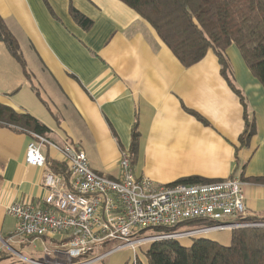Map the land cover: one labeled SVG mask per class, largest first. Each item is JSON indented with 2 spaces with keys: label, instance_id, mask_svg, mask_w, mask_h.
Masks as SVG:
<instances>
[{
  "label": "crops",
  "instance_id": "crops-1",
  "mask_svg": "<svg viewBox=\"0 0 264 264\" xmlns=\"http://www.w3.org/2000/svg\"><path fill=\"white\" fill-rule=\"evenodd\" d=\"M72 9L91 26L80 27ZM0 18L22 58L16 61L0 43V105L39 121L51 143L83 151L95 174L117 179L120 150H129L134 129L133 172L156 185L192 176L212 182L264 177V89L234 46L225 52L227 79L239 96L212 51L182 67L150 25L117 0H0ZM244 115L255 134L238 149ZM30 140L26 132L0 126L5 251L20 242L7 206H41L47 197L41 186L46 169L25 163ZM41 149L48 168L62 174L60 154ZM243 183L246 217L263 218L264 185Z\"/></svg>",
  "mask_w": 264,
  "mask_h": 264
},
{
  "label": "built area",
  "instance_id": "built-area-1",
  "mask_svg": "<svg viewBox=\"0 0 264 264\" xmlns=\"http://www.w3.org/2000/svg\"><path fill=\"white\" fill-rule=\"evenodd\" d=\"M31 137L25 163L45 168L41 186L47 197L41 206L16 202L5 212L16 221L13 238L32 243L57 241L59 246L42 243L43 254H63L76 264H92L126 247L156 241L191 238L213 231L264 228V221H245L240 179L229 178L209 184L159 186L146 177H137L126 150H120L117 179L98 175L88 167L83 151L70 144L62 146L46 138ZM58 152L65 171L56 174L48 168L41 148ZM202 220L205 225L183 232L144 236L152 228H169ZM90 256V257H89ZM30 264H45L31 261Z\"/></svg>",
  "mask_w": 264,
  "mask_h": 264
},
{
  "label": "trees",
  "instance_id": "trees-1",
  "mask_svg": "<svg viewBox=\"0 0 264 264\" xmlns=\"http://www.w3.org/2000/svg\"><path fill=\"white\" fill-rule=\"evenodd\" d=\"M117 1L150 25L182 67L187 69L195 65L205 57L209 50L212 51L218 60L221 75L239 96V92L231 86L227 79L228 62L225 52L230 46H234L250 74L264 89V0ZM70 15L84 29L92 24L89 19L73 9ZM0 43L4 44L16 61L22 63L17 42L1 18ZM240 100L242 101L241 98ZM244 120L245 126L238 138V149L248 147L255 134L254 125L248 121L246 115H244ZM0 126H12L43 138H46V134L49 133L43 124L30 115L17 114L2 105H0ZM131 135L132 143L128 152L132 165L138 134L132 129ZM240 180L264 185V177L246 179L240 177ZM209 183L214 182L192 176L177 179L168 186ZM244 220L262 222L264 217H246ZM196 224L205 225L202 220H196L174 227L152 228L145 231H151L153 234L174 233L181 227H192ZM229 232L230 242L227 247L201 237V235L187 238L191 240L188 246L181 245L177 239L152 242L147 245L144 255L147 264H264V228H239ZM25 241L28 240L22 239L19 243L23 244ZM43 257V261L27 259L45 264H76L82 260L56 261L53 256L43 255ZM7 260H11L10 264H27L5 250L0 251V264H4Z\"/></svg>",
  "mask_w": 264,
  "mask_h": 264
},
{
  "label": "rangeland",
  "instance_id": "rangeland-1",
  "mask_svg": "<svg viewBox=\"0 0 264 264\" xmlns=\"http://www.w3.org/2000/svg\"><path fill=\"white\" fill-rule=\"evenodd\" d=\"M41 151H42V149H41ZM126 151L128 152V150H126ZM128 154H129V152H128ZM135 156H134V158H135ZM189 227H191V226H189ZM189 227H186V226L181 227L177 232H183V230H186V228H189ZM198 227H200V226H198L197 224L192 226V228H198ZM152 234L153 233L151 231H149V232L145 231L143 235L148 236V235H152ZM201 237L215 241V242H217L220 245L225 246V247L229 246V242H230V232L229 231H213V232L207 233L205 235H202ZM177 240L183 246H188L190 244V241H191L190 239H187V238H181V239H177ZM14 241H16V240H14ZM42 243H44L45 245H48L50 247L51 246L55 247V248L57 246H59L57 241L48 242L46 240H42V241H38V242L36 241L34 243H32L30 240H28V241H25L23 244L19 243L20 246H18V243L13 244V245L9 244V246L12 249H14L15 253H19V255L22 254L24 256V258H26V259L31 258V259L43 261V258H44L43 255L44 254L42 253L43 252V247L41 246ZM1 245L2 244L0 242V247H1V249L4 250L5 247L1 246ZM147 245L148 244L138 245V246H136L134 251L131 250L130 248L124 247V248L120 249L119 251L113 252L112 254L104 257L100 261L93 262L92 264H147V261H146L145 255H144V252L147 249ZM12 249H6V251L11 255L13 254L19 260H22L20 257L15 255V253H13ZM53 255H51V256H53ZM58 255H59V258H61L62 260H65L67 257L63 254H55V256H58ZM23 256H21V257H23ZM22 261H24V260H22ZM25 262L27 264H30V263H28L27 260ZM10 263H11V260H7L4 262V264H10Z\"/></svg>",
  "mask_w": 264,
  "mask_h": 264
},
{
  "label": "water",
  "instance_id": "water-1",
  "mask_svg": "<svg viewBox=\"0 0 264 264\" xmlns=\"http://www.w3.org/2000/svg\"><path fill=\"white\" fill-rule=\"evenodd\" d=\"M14 253H15V252H14ZM15 255H17L18 257H20V258L22 259V257H21L19 254L15 253ZM22 260H25V259H22Z\"/></svg>",
  "mask_w": 264,
  "mask_h": 264
}]
</instances>
